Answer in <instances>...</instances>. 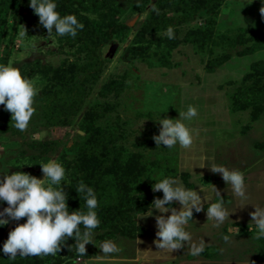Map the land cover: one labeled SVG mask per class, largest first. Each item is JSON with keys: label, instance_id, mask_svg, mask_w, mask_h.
<instances>
[{"label": "rangeland", "instance_id": "1", "mask_svg": "<svg viewBox=\"0 0 264 264\" xmlns=\"http://www.w3.org/2000/svg\"><path fill=\"white\" fill-rule=\"evenodd\" d=\"M204 1L189 0L198 5ZM55 2L57 7L65 5L62 0ZM261 7L262 0H222L210 18L212 27L228 36L245 33L252 37L254 30L264 33ZM15 9H6L9 24ZM168 9L157 8L156 0H149L143 11L130 7L119 18L128 27L127 34L112 36L99 45V58L91 66L90 51L80 47L88 27L78 15L93 16L81 10L76 16L84 27L75 37L48 33L29 9L22 12L12 44L8 45L9 24L0 31V59L9 46L7 64L20 68L38 89L35 111L23 130L14 126L11 113L0 105V173L22 171L43 179L39 164L49 160L80 167L77 175H88L103 187L97 215L133 196L139 198L148 192L162 196V191L153 192L151 185L153 179L164 176L175 178L202 197L204 208L193 210L192 220L185 226L191 239L180 248L170 252L154 243L158 239L155 216L160 213L152 209V215L143 216L150 206L134 215L135 222L145 228L143 237L116 235L100 241L97 235L106 228L92 231L85 246L87 257H74L71 264H264V236L257 235L250 216L253 205L264 206V94L251 89L264 85V74H255L251 67L255 61L264 62V48L247 53L251 42L234 46L221 40L180 42L170 51L167 67L159 65L162 49L154 45L144 54L132 56L128 47L139 23L150 11ZM209 16L201 10L194 20L176 28L177 37L182 39L190 29H204ZM163 36L165 31L147 33L144 38ZM220 55H227V60L207 71V61ZM240 103L246 106L238 108ZM189 104L197 108V116L185 121L192 144L187 148L179 144L157 146L152 137L159 133L160 116L179 118V112L186 111ZM142 120V125L136 126ZM201 164L240 170L248 202L238 203L242 201L231 185L207 166L199 167ZM70 172L66 170L59 185L63 190L70 182ZM44 183H49L47 178ZM66 193L69 211L86 210V206L72 204L80 193ZM217 200L229 211L222 223L207 220L208 203ZM6 206L0 202V210ZM172 207L179 210L181 206L174 200ZM16 222L10 220L0 227V245ZM202 240L203 251L193 255V243ZM104 241L113 242L116 250L103 252ZM21 260L17 256L11 263L0 253V264H20Z\"/></svg>", "mask_w": 264, "mask_h": 264}, {"label": "clouds", "instance_id": "2", "mask_svg": "<svg viewBox=\"0 0 264 264\" xmlns=\"http://www.w3.org/2000/svg\"><path fill=\"white\" fill-rule=\"evenodd\" d=\"M28 6L33 9L40 24L48 33L54 31L61 36L75 37L77 31L84 27L74 13L61 15L56 10L55 0H29ZM260 12L264 15V7L260 8ZM165 35L169 39L173 38L172 26L166 28ZM37 93L38 89L33 81L23 76L20 68L0 64V105L11 113V120L14 121L16 128L23 130L27 127L35 111L33 103ZM195 116H197V108L191 104L186 111L179 112V118H161L160 116L159 133L153 135L152 139L157 146L162 143L169 148L177 144L184 148L189 147L193 138L185 121H190ZM143 121L136 126L142 125ZM201 159L205 158L201 157ZM39 165L43 179L22 171L8 174L7 170L5 173H0L3 174L0 177V202L7 203V206L0 210V227L8 224L10 220L19 221L20 218L26 217L25 222L17 223L8 232L6 240L0 245V253L10 259L17 255L55 254L60 250L62 240L75 236L78 241L77 251L84 254L85 246L90 242L92 230L100 223L96 212L98 199L94 189L80 182L75 190L77 193L84 194L86 210L69 211L68 194L63 187L59 186L65 177L64 166L54 160L42 162ZM205 166L207 164H201L199 167ZM208 168L214 173H219L225 184L231 185L238 201H242L238 203L248 202L245 196V178L240 170L228 169L224 165L217 164H212ZM45 178L49 181L47 185L44 183ZM153 180L155 182L151 185L152 191L160 190L163 195L162 198H153L151 209L143 216L152 215V209L158 210L160 215L155 216L158 239L154 243L158 248L171 252L191 239L185 226L192 220L193 210L201 211L204 204L196 190L185 188L173 177L164 176ZM203 199L206 201L204 197ZM174 200L179 202L181 206L179 210L172 207ZM253 206L255 210L250 213L251 221L258 229L257 235L264 236V206ZM168 212L170 215H163ZM206 215L207 220L222 223L228 217L229 211L225 209L222 200H217L208 203ZM81 225H83V231ZM204 243L203 240L199 244L193 243L191 248L193 255L203 251ZM101 250L105 253L113 252L116 250V245L111 241H104L101 244Z\"/></svg>", "mask_w": 264, "mask_h": 264}, {"label": "trees", "instance_id": "3", "mask_svg": "<svg viewBox=\"0 0 264 264\" xmlns=\"http://www.w3.org/2000/svg\"><path fill=\"white\" fill-rule=\"evenodd\" d=\"M148 1L149 0H62L65 5L63 7H57L56 10L61 15L69 13L78 15L79 10H81L83 13L93 16V18H89L80 14L78 15L88 27V30L83 33L84 36L82 37L80 47L81 50L87 49L90 51L91 56L89 57L88 64L91 66L95 64L99 58L97 57L99 45L101 46L109 41L112 36L122 38L127 34L128 27L119 22L120 15L130 7L136 11H143ZM221 2L222 0H205L201 5H198L191 4L189 0H156L157 8L168 7V11L162 13L150 11L147 13L144 19L139 23L138 32L134 35L132 45L128 47V51L132 56H140L154 45L162 49L158 59L159 65L161 67H167L169 65L170 51L176 48L180 42L204 44L205 42L214 43L216 40H221L228 43L230 46L251 42L247 53H253L263 49L264 33L259 30H254L252 37L246 36L245 33H237L234 36H228L214 30L212 27L213 20L210 18L212 15L216 14L215 7H218ZM70 3L72 6L68 8L67 4ZM28 5L29 1L27 0H6L0 2V31L4 25L9 24L7 22L6 9L12 6L16 8L14 13L10 16L11 22L9 24L10 32L8 45L13 42L15 32L22 19L23 10H33ZM75 5L77 7H74ZM201 10H205L207 14L210 15L207 26L202 30L199 28L190 29L185 33L182 39H179L176 34V28L194 20ZM168 26H172L173 28V38L169 39L167 36L153 39L144 38L147 33L164 32ZM77 32H80V30ZM9 56L10 47L7 46L0 59V64H7ZM227 58V55L213 57L207 61L205 69L207 71H212L215 67L224 63ZM251 67L255 74H264V62L259 60L255 61ZM251 89L255 90L256 93L263 91L262 93L264 94V85L256 89H254V87ZM245 106L246 103H240L238 108H244ZM64 168L65 170L71 169L70 182L64 187V190H66L65 192L75 190L80 182H83L94 189L97 199L103 195V187L98 181L91 179L90 176L85 174L77 175L80 167H70V165L66 163ZM154 197L162 198V196H158L157 193L148 192L140 195V199L133 196L131 200H122L115 205L104 208L98 215L100 220L99 225L92 231L106 228L105 232L97 235L100 241L112 239L116 235L128 238L143 237L146 232L145 228L135 222L134 215L146 212L150 206H152L151 203ZM72 204L77 207L85 206L84 194L80 193L79 200L73 201ZM25 220L26 217H22L16 224L23 223ZM16 224L13 225L12 229ZM80 227L83 231V225ZM77 243L78 241L75 236L67 237L61 241L60 250L55 254L17 256H20L22 259L20 264H71L70 260L74 257H87L86 253L81 254L77 251ZM16 257L10 259L6 256V259L11 263H15ZM262 260H264V257Z\"/></svg>", "mask_w": 264, "mask_h": 264}]
</instances>
